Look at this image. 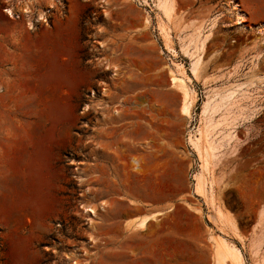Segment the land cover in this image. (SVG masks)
Wrapping results in <instances>:
<instances>
[{
    "label": "rangeland",
    "instance_id": "1",
    "mask_svg": "<svg viewBox=\"0 0 264 264\" xmlns=\"http://www.w3.org/2000/svg\"><path fill=\"white\" fill-rule=\"evenodd\" d=\"M33 1L19 7L29 12L33 34L44 30L47 46L29 56L26 78L12 84V69L0 71V264H214L213 246L189 254L188 243L163 238L155 255L132 246L108 253L105 218L111 196L136 195L145 207L153 199L161 206L151 230H196L187 207L200 158L188 135L197 134L213 91L252 73L262 82L245 83L231 98L233 138L214 167L220 183L212 199L235 221L240 239L224 234L244 263L264 264V0H170V20L155 0H59L61 13L44 11L58 0H38L37 9ZM0 5L15 14L12 0ZM200 25L212 26L204 62L215 79L208 85L193 79L192 57L181 47ZM179 66L196 92L191 119L171 84ZM236 69L240 75L228 79ZM259 237L256 254L250 241Z\"/></svg>",
    "mask_w": 264,
    "mask_h": 264
},
{
    "label": "crops",
    "instance_id": "2",
    "mask_svg": "<svg viewBox=\"0 0 264 264\" xmlns=\"http://www.w3.org/2000/svg\"><path fill=\"white\" fill-rule=\"evenodd\" d=\"M34 3V1L31 2L30 6ZM20 4L25 6V0H21L20 3H18L17 0H12V6L15 12L14 15L8 13L6 9L0 5V71L12 69V84L14 81H17V79L26 78L27 73H25V70H30V68L33 67L29 56L33 53H36L37 56L42 55L47 46V37L44 35L45 32L43 29L33 34V30L27 28L26 19L31 16L22 6L19 7ZM10 52L12 53V66L8 64ZM37 65L38 63H36L35 66ZM36 68L37 70L39 69L38 67ZM35 77L40 81L42 78L41 72L36 73ZM193 181V194L188 197L192 202H190L191 205L187 207V209L194 220L196 230L190 231L189 233H172L167 231L163 234L160 231L151 230L150 227H155V223L159 218L158 216L163 214H161L163 211L160 210V204L156 202L155 199H153L151 207H145L141 205L143 202H140L136 195H132L133 199L126 195H115L111 196L109 199L110 203H113V206L108 210L105 218L106 251L108 253H115L119 250L123 251L128 246H132L137 249V253L139 254L155 255L160 251L161 240L163 238L167 241L178 242L180 244L188 243L189 249L186 250V252L193 254L195 252H200V245L208 247L213 246V252L216 251L218 236L231 243L232 241L225 236L226 234H224V231L232 233L234 238L240 239L238 228L236 233L232 225H229L225 218L228 217L230 220L233 219L225 215L226 213L222 209L221 204L217 202L215 195L214 199H211L212 197L210 195L205 199L203 197L204 195L199 192L196 193V190V192L194 191L195 179ZM134 198L137 199L134 200ZM213 203L214 206H212ZM216 207H220L224 219L219 217ZM202 210L203 212H201ZM207 210H211L209 216L212 220L208 218ZM204 212L206 214H204ZM147 215H154V217L148 219L146 227H134L141 218ZM128 227H130V230H128ZM128 240H130V242H128ZM203 240L205 242H202ZM226 264H230V260H227Z\"/></svg>",
    "mask_w": 264,
    "mask_h": 264
},
{
    "label": "bare ground",
    "instance_id": "3",
    "mask_svg": "<svg viewBox=\"0 0 264 264\" xmlns=\"http://www.w3.org/2000/svg\"><path fill=\"white\" fill-rule=\"evenodd\" d=\"M156 6L160 9L163 17L170 20L171 14L173 12V2L170 0H155ZM28 1H26L27 3ZM237 8V7H236ZM237 10V9H236ZM6 11L13 15V11L11 8H7ZM240 16V12L236 13ZM162 19V18H161ZM149 19H145V23H148ZM238 22L241 23V17L238 18ZM166 25V24H165ZM209 25V24H208ZM164 24H161V32L164 33V37H169V31L165 30ZM209 27V26H208ZM206 26L200 25L199 27L193 29V33L189 34V38L183 45L182 50L184 52L189 53L191 55V64H190V71L192 73V77L195 81L200 82L204 85H208L210 82L213 81L215 78H210L207 73V66L206 62H204V51L205 45L208 41L210 34H208L206 30ZM167 29V28H166ZM247 30V29H246ZM259 34H263V31H259ZM184 39V38H183ZM188 54V55H189ZM237 70V69H236ZM240 70V69H239ZM239 70L234 73H230L227 77L228 79L235 78L236 76L240 75ZM184 76H187L185 69L182 66H179L177 70L171 71V84L173 87L182 91V101L180 105V111L183 116L188 119H191L193 116V108L194 102L196 100V92L195 90H191L187 84L184 83L183 79ZM255 80H259L262 82V79L256 74L252 73L251 79L244 83H231L228 87L224 88V92H214L208 96V99L204 101V104L201 109V123L196 133H189L188 135V142L195 148L194 150L197 151L199 158H200V170L194 175L195 179V190L205 197H212L214 185H217L219 180L214 175V167L219 165V161L221 155L223 154V149L225 145H229L232 141V132L228 130L227 119H229V114L231 111L230 108L234 106V102L231 99L232 96L238 91L245 83H253ZM221 91V90H220ZM210 93V92H209ZM221 108L224 109L223 114L218 119L219 123L213 124V115L219 111ZM222 109V110H223ZM241 113V112H240ZM215 117V116H214ZM232 119H235L234 114L232 115ZM237 118V117H236ZM223 121L222 125L220 124ZM223 126L221 131L213 136V131L215 134L214 129H218V126ZM226 125V126H225ZM123 126V125H122ZM230 126V125H229ZM135 127V126H133ZM220 128V127H219ZM230 128V127H229ZM216 129V131H217ZM196 132V131H195ZM136 159H133L135 161ZM139 161V160H137ZM221 163V162H220ZM136 164V162H135ZM135 167V166H134ZM212 199V198H211ZM103 208V207H102ZM217 208V213L219 217L223 218V214L221 213L220 207ZM88 210L95 213V210L92 206L88 207ZM156 216V215H155ZM223 216V217H222ZM151 216H144L143 218L138 221V223L134 227L144 228L147 226L148 219ZM226 217V216H225ZM224 219V218H223ZM227 223L232 225L233 229L237 233L236 225H234V221L230 220L228 217ZM236 224V223H235ZM262 238H254L250 241V248L253 253L257 254L258 248L261 246ZM230 260L231 264H245L242 252L239 247L234 245L233 243L227 242L224 238L218 236V245L215 251L214 256V264H226V261ZM77 262H75L76 264Z\"/></svg>",
    "mask_w": 264,
    "mask_h": 264
},
{
    "label": "built area",
    "instance_id": "4",
    "mask_svg": "<svg viewBox=\"0 0 264 264\" xmlns=\"http://www.w3.org/2000/svg\"><path fill=\"white\" fill-rule=\"evenodd\" d=\"M37 1L38 0H34L35 4H32L33 5V8H35V9H37L38 7H40L38 5V2ZM55 7H57V9H59L58 12H60V13L63 12L64 9H65V1H59L58 0L56 2V5L55 6H51V7L45 8L44 11H45V13H54V10L53 9H55ZM45 22H47V19L45 20Z\"/></svg>",
    "mask_w": 264,
    "mask_h": 264
}]
</instances>
